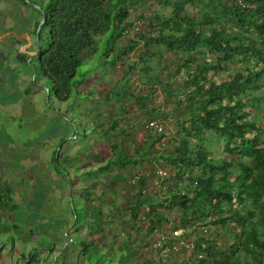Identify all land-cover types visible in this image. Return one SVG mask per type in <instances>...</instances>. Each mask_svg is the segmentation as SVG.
Here are the masks:
<instances>
[{
  "label": "trees",
  "instance_id": "16d2710c",
  "mask_svg": "<svg viewBox=\"0 0 264 264\" xmlns=\"http://www.w3.org/2000/svg\"><path fill=\"white\" fill-rule=\"evenodd\" d=\"M30 1L38 8L18 0L38 16L31 29L33 51L18 49L16 58L25 66L34 67L36 76L46 79L48 97L64 103L67 109H75L83 136L88 133L81 120L92 118L90 104L106 101L107 92L114 96L121 93L123 99L118 119L111 116L108 126L92 127L93 132L107 140L109 152L102 163L83 175L96 176L100 170L127 168L143 161L151 165L152 158L147 155L151 141L144 140L133 148V153L125 151L118 141H111L126 132L119 125V120H125L128 114L124 100L134 97L147 122L154 120L150 118L157 113L145 104L147 94L130 93L129 82L135 77L151 90L160 81L155 69H166L169 79L183 71L185 78L179 87L167 90L169 94L182 92L175 100L177 106L184 105V118L178 122V142L167 154L159 155V163L169 168L165 177L173 170L175 184L182 183L183 188L175 187L162 197L150 199L151 193L159 195L153 191L150 179L131 174V186L136 189L126 202L128 221H145V233L157 232L163 241L158 246L160 250L179 241L172 236L173 230H188L196 225L202 231L213 226L230 237L227 249H223L206 233L199 235L192 241V250L178 248L191 252L186 260L176 264H264V0H179L169 13L157 11L151 15L135 13L148 0ZM41 10L45 20L36 37ZM135 23L141 29L130 37L128 30ZM207 54H212L213 60H208ZM177 55L176 65L169 70ZM235 62L237 68L228 78L216 82L210 77V72L222 71ZM108 68L116 71L119 78L115 87L111 85L105 92L95 86L91 76H101ZM166 84L169 87L170 83ZM63 117L75 123L67 112ZM146 129L154 134L161 132ZM208 132L222 139L224 155L219 159L212 158L205 147ZM190 139L195 142L192 144ZM51 158L69 185L67 167L55 157V151ZM156 171L157 180L165 178ZM3 191L0 189V202ZM83 196L91 200L89 193ZM173 205L178 210L176 222L168 215ZM69 208L75 232L64 236L79 247V254L85 256L88 264H124L128 247L125 253L119 251L111 256L110 243L99 246L76 233L85 213L92 220L87 225L89 233L93 225L100 226L106 218L102 209L98 206L89 210L82 204L78 214L74 203ZM5 235L10 255L15 237L9 232ZM180 237L183 238V231ZM30 250L27 256L20 252L22 264L37 262L35 251L51 252L37 246ZM141 264L157 263L146 259Z\"/></svg>",
  "mask_w": 264,
  "mask_h": 264
},
{
  "label": "rangeland",
  "instance_id": "374dc122",
  "mask_svg": "<svg viewBox=\"0 0 264 264\" xmlns=\"http://www.w3.org/2000/svg\"><path fill=\"white\" fill-rule=\"evenodd\" d=\"M176 1L179 0H148L135 13L151 15L159 11L167 14ZM190 8L188 7L189 10ZM37 17V13L30 6L19 4L18 0H0V189L5 190L0 202V225L3 226L0 228V264H20V252L23 251L27 256L33 246L44 247L47 252L53 249L49 253L45 250L35 251L37 262L32 264L52 263V260L53 264H88L85 256L79 254V247L70 243L67 238L69 236H64L67 232L73 236L75 232L71 225L69 196L78 214L83 204L89 210L99 206L106 215L100 226L92 223L93 228L89 233L87 225L92 220L89 213H85L82 216V225L79 228L76 226V233L96 245L110 243L111 256L119 251L125 253L128 247L129 256L124 264H141L146 259L157 264L158 260L160 264L183 262L191 251H172L168 246L164 250L158 249L163 241L159 239L157 232L146 234L145 221L135 224L128 221L126 202L136 189L131 186L134 179L131 174L135 178L145 175L150 179L149 183L155 187L153 191L159 194L155 196L156 194L151 193L150 199L152 196L162 197L175 187L178 190L183 188L184 184H175V178L171 176L173 170L170 169L169 177L158 180L155 171L160 168L169 170L166 165L159 163V155L167 154L168 149L178 142V122L184 118V105L182 103L177 106L175 100L182 92L169 94L167 90L179 87L185 78L184 72L180 71L169 79L166 69H155L154 74H158L160 81L154 83L151 90L137 82L135 77L129 82L131 94H147L145 104L149 109L157 110L150 119L158 121L162 130L159 134H154L146 129L148 119L141 115L139 105L133 97L124 100L128 114L125 120H119L120 127L126 132H121L117 140L112 138L111 141H118L129 153H133V148L142 145L144 140L151 141L147 151V155L152 158L151 165L143 161L127 168L100 170L96 176H84L83 172L95 169L103 162L106 151L109 152L107 140L93 132L92 127L97 124L108 126L111 116H117L118 119L121 116L119 106L123 99L121 93L114 96L107 92L106 101L90 104L92 118L84 117L81 120L85 132L88 133L84 137L75 109H67L64 103L56 101L52 96L46 97L43 88L47 87L46 79L32 76V69L16 58L18 49L32 53L31 29ZM134 26L128 30L127 35L130 37L141 29L138 23ZM178 57L179 55L170 63L169 70L174 68ZM207 59L213 60V55L207 54ZM237 64H227L224 70L210 72L209 75L216 82L222 81L235 72ZM117 78L119 75L111 68L104 70L101 76H91L95 86L105 92L115 87L113 84ZM166 83H170L169 87ZM64 112L75 123L63 117ZM206 135L208 141L204 142L205 147L212 158L219 159L224 155L222 139L209 132ZM190 141L192 144L195 142L193 139ZM54 151L55 157L69 171V185L64 173H58L54 168L55 163L51 158ZM117 175H122L123 178ZM85 193L90 194L91 200L84 198ZM168 215L172 221L178 220L175 205L168 211ZM200 228L196 225L180 232L183 231L185 240L191 241L206 233L218 242L220 248L227 249L229 236L217 232L213 226H207L203 231ZM8 232L15 237L10 255L7 254L9 244L4 238ZM169 233V230L166 231V235Z\"/></svg>",
  "mask_w": 264,
  "mask_h": 264
},
{
  "label": "built area",
  "instance_id": "2783aa9c",
  "mask_svg": "<svg viewBox=\"0 0 264 264\" xmlns=\"http://www.w3.org/2000/svg\"><path fill=\"white\" fill-rule=\"evenodd\" d=\"M146 127L151 129V130H154L156 132H160L162 130L161 125L156 120L148 121L146 124ZM156 173L162 177H165V176H167L168 171H167V169H161L160 168L156 171ZM171 233H172V236L177 237V239H179V241L173 242L171 245H169L168 246V247H170L169 249H171L172 251H177L178 248H180L182 246L185 247L186 249L192 248V241L191 240H185L184 238H181L180 237V234H181L180 230H173Z\"/></svg>",
  "mask_w": 264,
  "mask_h": 264
},
{
  "label": "water",
  "instance_id": "95a60500",
  "mask_svg": "<svg viewBox=\"0 0 264 264\" xmlns=\"http://www.w3.org/2000/svg\"><path fill=\"white\" fill-rule=\"evenodd\" d=\"M25 1H26L29 5H31V6H35V7L38 8V6H37L35 3H33L32 1H30V0H25ZM44 20H45V14H44V11L41 10V19H40V21H39V23H38V25H37V29H36V37H37V33H38V31L40 30L41 25L43 24ZM31 69H32V72H31V73H32V76H35V74H36L35 68H34V67H31ZM43 88H44V90L46 91V97H47L48 94H49V90H48V88H47L46 86H43ZM57 149H58V147H57ZM69 198H70V204H71V206H72L71 197L69 196ZM92 264H100V263H98V262H93Z\"/></svg>",
  "mask_w": 264,
  "mask_h": 264
}]
</instances>
